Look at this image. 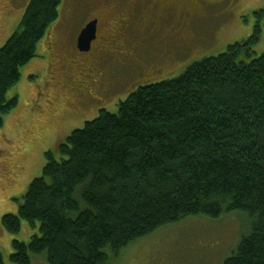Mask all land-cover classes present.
<instances>
[{
	"label": "trees",
	"instance_id": "obj_1",
	"mask_svg": "<svg viewBox=\"0 0 264 264\" xmlns=\"http://www.w3.org/2000/svg\"><path fill=\"white\" fill-rule=\"evenodd\" d=\"M61 0H29L0 46V125L16 98L7 91L58 17ZM253 33L178 76L136 88L45 152L41 175L1 225L23 219L38 233L11 240L9 260L31 264H106L121 248L186 218L244 212L248 232L222 264H264V7ZM250 58L249 61H245ZM0 264L3 261L0 256Z\"/></svg>",
	"mask_w": 264,
	"mask_h": 264
},
{
	"label": "rangeland",
	"instance_id": "obj_2",
	"mask_svg": "<svg viewBox=\"0 0 264 264\" xmlns=\"http://www.w3.org/2000/svg\"><path fill=\"white\" fill-rule=\"evenodd\" d=\"M80 1L85 3L87 0ZM88 1L94 5L103 0ZM165 1L169 4L152 1L153 9L143 11V26L155 15L157 17L153 24L156 27L179 18L184 20L181 33L186 40L194 29L195 33L208 37L199 44L198 50L179 52L180 63L175 72L157 78L154 83L172 79L192 63L223 53L228 45L247 39L253 33L256 20L254 11L264 7V0ZM23 3L24 0H0V36L6 18L11 16V9L14 15L18 9L21 11ZM71 5H75L73 0H61L58 17L37 44L36 56L20 67L19 79L6 94L7 99L15 97L17 103L11 111L2 115L0 125V256L3 264H15L9 260L12 253L11 240L28 242L32 235L38 233V228H32L22 219L20 230L10 234L3 229L1 217L4 214H17L29 183L41 175L45 152L52 151L58 157V144L64 142L72 130L83 127L86 121L98 115L93 113L79 118L61 109L57 110V106L48 105L52 99L56 104L68 107L64 101L67 95L58 87L60 59L80 65L87 58L86 52L77 48V37L91 15L88 10L81 9L75 17L70 18ZM166 10H170L169 13H165ZM163 15L165 17L161 18ZM21 17L20 13L13 20L9 18L10 24L16 22L10 28V33ZM261 23L263 32L260 41L253 46L254 54L251 58L264 52V18ZM104 24V18L101 17L99 35ZM150 28H154L153 25ZM143 85L147 83L139 86ZM137 87L133 85L123 92L116 102L106 107V111L116 112L117 103ZM248 222L247 215L237 210L224 213L216 220L186 218L162 226L131 242L117 254L105 248L106 264H222L236 249L241 237L248 232ZM31 264L48 262L44 254H32Z\"/></svg>",
	"mask_w": 264,
	"mask_h": 264
},
{
	"label": "flooded vegetation",
	"instance_id": "obj_3",
	"mask_svg": "<svg viewBox=\"0 0 264 264\" xmlns=\"http://www.w3.org/2000/svg\"><path fill=\"white\" fill-rule=\"evenodd\" d=\"M152 1L155 0H103L90 5L88 0L85 3L73 0L75 5H71L70 11L67 9L69 17H75L81 9L88 10L89 22L96 21L95 39L91 41L86 61L82 64L60 59L58 87L67 95L64 101L68 107L58 105L52 99L48 101L49 106H57V110L79 118L99 114L131 86L149 85L157 78L175 72L180 63L178 53L198 50L199 44L207 40L208 36L195 33V29L187 40L183 38L184 20L179 18L156 27L153 24L155 15L143 26L141 15H144L143 11L153 9ZM157 1L169 4L165 0ZM101 17L105 24L99 35ZM152 25L154 28H150Z\"/></svg>",
	"mask_w": 264,
	"mask_h": 264
},
{
	"label": "water",
	"instance_id": "obj_4",
	"mask_svg": "<svg viewBox=\"0 0 264 264\" xmlns=\"http://www.w3.org/2000/svg\"><path fill=\"white\" fill-rule=\"evenodd\" d=\"M96 33V21L88 22L79 32L77 37V48L80 51H88L90 49V44L93 39H95Z\"/></svg>",
	"mask_w": 264,
	"mask_h": 264
},
{
	"label": "crops",
	"instance_id": "obj_5",
	"mask_svg": "<svg viewBox=\"0 0 264 264\" xmlns=\"http://www.w3.org/2000/svg\"><path fill=\"white\" fill-rule=\"evenodd\" d=\"M28 2H29V0H24V3H23V6H22V8H21V11L18 9L17 11H16V13L13 15V14H11V11H12V9H11V11H10V17L12 18L11 20H13L14 19V17H16L17 15L19 16V14L21 13L22 15L24 14V12H25V9H26V7H27V4H28ZM10 17H7L6 18V21H5V26L3 27L4 28V31H3V33H2V35L0 36V43L1 42H3L4 40H5V38H8L10 35H11V30H10V28L12 27V26H14L13 24H15L16 22H14V23H12V24H10L9 23V18ZM19 23V22H18ZM17 27V26H16ZM15 27V28H16ZM15 28H14V30H15ZM13 30V31H14ZM7 40V39H6ZM5 40V41H6ZM4 41V42H5Z\"/></svg>",
	"mask_w": 264,
	"mask_h": 264
}]
</instances>
